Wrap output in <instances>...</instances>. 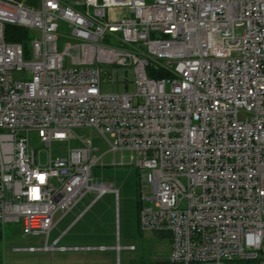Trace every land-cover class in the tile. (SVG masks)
I'll use <instances>...</instances> for the list:
<instances>
[{
  "label": "built area",
  "instance_id": "obj_1",
  "mask_svg": "<svg viewBox=\"0 0 264 264\" xmlns=\"http://www.w3.org/2000/svg\"><path fill=\"white\" fill-rule=\"evenodd\" d=\"M40 2L0 0V226L47 235L43 247L17 249L94 248L49 243L57 212L88 193L86 210L119 194L93 178L105 153L74 132L88 126L122 164L131 152L151 187L140 195V227L169 235L171 262L264 264V0ZM61 22L75 41L63 49ZM7 24L40 34L32 58L5 39ZM113 64L134 68V92L102 90ZM32 131L48 147L82 146L43 161Z\"/></svg>",
  "mask_w": 264,
  "mask_h": 264
},
{
  "label": "rangeland",
  "instance_id": "obj_2",
  "mask_svg": "<svg viewBox=\"0 0 264 264\" xmlns=\"http://www.w3.org/2000/svg\"><path fill=\"white\" fill-rule=\"evenodd\" d=\"M28 5L40 7V0H24ZM12 30L18 32L26 30L28 39L24 44L28 54L26 58H32V40L39 33L32 29L23 28L14 24H8ZM65 36L59 39L60 49L70 42L68 38L71 28L66 22L60 23V33ZM106 44L115 45L114 38L107 36ZM126 48L131 47L126 45ZM66 63H70L68 57ZM108 74L103 75L102 90L104 92L125 93L134 92L135 76L134 68L113 64L106 68ZM15 77H20L16 73ZM74 132L78 136L91 138L93 144L100 148L98 154L105 153L102 160L92 170V175L97 182H106L119 189L118 196L113 192L105 193L89 209L87 206L95 198V194L88 193L69 213L62 216L57 212L55 221L57 225L50 233L51 244L56 236L65 230L63 240L59 245L67 246H91L89 250H22L17 248L36 246L43 247L46 244L47 235L22 234L20 223H8L4 227L0 237V259L3 264H61L65 257L72 261L71 264H178L170 261L172 243L169 235H161L151 230H142L139 223L140 195H151V187L144 181L141 172L131 161V152L125 151L122 164L121 153L109 151V146L103 136L96 129L88 126L76 127ZM30 144L41 151L43 161L51 151L54 158L66 155L70 148L82 146L79 139L72 142L53 141L50 147L45 146L37 132L29 135ZM114 158L116 164H113ZM151 201H144L143 205H152ZM86 210V211H85ZM119 246V248H117ZM133 246V249L128 247ZM100 247H106L101 249ZM69 261V260H68ZM70 264V263H69ZM233 264V262H226Z\"/></svg>",
  "mask_w": 264,
  "mask_h": 264
},
{
  "label": "trees",
  "instance_id": "obj_3",
  "mask_svg": "<svg viewBox=\"0 0 264 264\" xmlns=\"http://www.w3.org/2000/svg\"><path fill=\"white\" fill-rule=\"evenodd\" d=\"M8 25V24H7ZM5 39L7 41H19L23 44L26 43V40L28 39V35L26 30H23L22 32H18L15 29H11L10 27L5 26ZM164 72H150V75H153L155 77H162L164 76ZM3 235V228L0 226V237ZM0 264H3L2 260L0 259ZM233 264H255L252 261H242V260H235L233 261Z\"/></svg>",
  "mask_w": 264,
  "mask_h": 264
},
{
  "label": "crops",
  "instance_id": "obj_4",
  "mask_svg": "<svg viewBox=\"0 0 264 264\" xmlns=\"http://www.w3.org/2000/svg\"><path fill=\"white\" fill-rule=\"evenodd\" d=\"M66 233H67V230H65L62 234L59 235V236H62L61 239H60V242L63 240V238H64ZM59 236H56L55 239L58 238ZM63 246H67V245L64 244ZM67 258H69V257H65V259L62 260L61 264H69V263L71 264V263H74V262H76V263L78 262V261H74V260L72 261L71 259H67Z\"/></svg>",
  "mask_w": 264,
  "mask_h": 264
}]
</instances>
